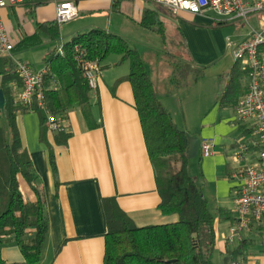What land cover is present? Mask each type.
I'll return each instance as SVG.
<instances>
[{"label":"crops","instance_id":"0c3cea01","mask_svg":"<svg viewBox=\"0 0 264 264\" xmlns=\"http://www.w3.org/2000/svg\"><path fill=\"white\" fill-rule=\"evenodd\" d=\"M64 1L74 2L78 15L59 24V38L14 52V56L18 55L15 60H25L33 67L41 68L47 55L59 50L74 37L95 28L107 30L124 38L131 48L139 52L159 99L176 123L171 113V108L179 105L176 101L179 86L173 80L174 72L155 73L156 69L145 59L146 56L149 60L156 53V60L175 62L176 66L181 59L167 51L169 32L176 29L179 42L186 49L184 55L188 63L204 71L195 82L208 85L216 104L212 117L202 119L200 130L193 129L188 122L181 129L199 137L200 145L205 138L214 136V153L208 157L201 155L203 166L216 167L220 179L224 173L230 174L231 165L224 161L223 155L232 152L240 138L236 134L242 135V129L239 127L237 132L229 129L225 116L230 112L236 120L235 107L221 102L236 62L233 54L229 55L225 43L223 45L219 40V31L227 25H243L221 23V17L213 11L204 15L184 11L175 13L157 0H24L1 10L3 23L13 43L16 45L39 31L47 37L48 29L39 30L38 26L55 22L57 7ZM241 29L237 33L240 40L247 33ZM101 66L98 86L90 91L95 127H89L81 107L75 104L62 116L59 115L64 132L70 134L66 143H57L58 131L50 130L44 142L40 138L37 112L18 113L16 117L22 144L31 156L37 175L36 184L45 198L48 230L37 264H105L108 227L104 198H115L119 207L138 227L175 223L179 219L177 214L165 215L159 209L155 168L147 150L133 88L126 80L132 71L131 62L121 61L120 55H111ZM224 76L227 80L223 84L221 79ZM54 81L59 84L53 73L47 83L49 90H52ZM21 91L22 85L13 84V96ZM50 149L55 155V173L50 163ZM196 181L199 185V180ZM201 183L208 193L200 187L209 205L210 201L214 202L230 213L231 208L224 207V197L217 189L211 188L203 172ZM26 189V200L33 201V193L27 186ZM218 219L220 222L224 218L219 216ZM218 248L222 251L224 242H218ZM1 256L8 264L25 261L14 238L3 244Z\"/></svg>","mask_w":264,"mask_h":264},{"label":"trees","instance_id":"16d2710c","mask_svg":"<svg viewBox=\"0 0 264 264\" xmlns=\"http://www.w3.org/2000/svg\"><path fill=\"white\" fill-rule=\"evenodd\" d=\"M47 28L49 35L39 32L25 37L14 45L13 53L31 48L43 41L59 38L57 20L38 26ZM80 46L89 59L100 64L111 55H120L121 61L129 60L132 71L126 77L133 88L135 106L139 113L147 150L156 173L160 195L159 209L165 215L177 214L175 223L138 227L119 207L115 198H104L107 218L105 264H216L213 256L217 250V216L190 173L187 133L178 127L171 114L159 99L155 86L145 70L139 52L131 48L121 36L101 28L92 29L64 44L65 55L58 49L44 60L50 68L46 83L53 77L59 81L57 90L45 92L46 110L16 104L13 84H22L16 64L10 67L11 58L0 53V88L6 97L4 110H0V264L4 243L14 238L19 244L25 261L21 264H37L45 244L48 220L45 215V198L37 186V175L31 156L23 146L16 117L18 113L37 112L40 118V138L46 142L49 115L60 118L71 106L78 104L89 127H95L90 104V87L73 58V48ZM182 58V57H181ZM102 68V66H101ZM203 69L192 64H179L173 75L177 85L197 79ZM245 74L236 63L225 86L221 102L235 107L245 88L241 77ZM64 126L56 134L57 143H66L70 134ZM53 172H56L55 155L49 151ZM21 179L34 195L27 201ZM219 216L232 220L231 214L219 208ZM247 240H241L239 248L230 252L224 244L222 253L237 258L243 253ZM228 263V262H227ZM229 264V263H228Z\"/></svg>","mask_w":264,"mask_h":264},{"label":"built area","instance_id":"2783aa9c","mask_svg":"<svg viewBox=\"0 0 264 264\" xmlns=\"http://www.w3.org/2000/svg\"><path fill=\"white\" fill-rule=\"evenodd\" d=\"M169 10L204 15L213 11L221 17V23H235L247 26L244 39H227V47L233 48V57L240 69L249 78V84L235 106L236 124L242 129V135L235 142L231 155V177L237 181L234 197L232 220L229 235L224 234V244L236 239H245V234L255 227H264V27H254L251 16L264 13V0H157ZM24 0H0V53L11 58L16 64L22 81V91L14 96L16 104L32 106L34 103L46 110L45 92L48 89L46 78L50 68H35L28 63L14 61V43L6 30L1 17V10L8 6L23 3ZM78 15L74 2L64 1L57 7L58 24L71 21ZM58 52L65 55L62 46ZM73 58L81 69L90 89H96L101 72V64L88 58L87 52L78 45L73 48ZM59 84L54 81L52 90ZM62 120L49 115L50 131H59ZM203 157L214 153L213 142L203 140L200 145ZM229 264H264L246 255L230 260Z\"/></svg>","mask_w":264,"mask_h":264},{"label":"rangeland","instance_id":"374dc122","mask_svg":"<svg viewBox=\"0 0 264 264\" xmlns=\"http://www.w3.org/2000/svg\"><path fill=\"white\" fill-rule=\"evenodd\" d=\"M250 23L256 27V28H262L264 27V13H258L250 17L249 19ZM243 27V28H242ZM242 28V29H241ZM239 29L243 31H248L247 26H233V25H227L222 28H220L219 31V40L221 43L225 46L228 50V53L230 56L233 54V48L227 47V39L231 38L232 41H238L240 40L239 36H237V33H239ZM176 29L173 31L169 32V38L167 40L168 45H167V51L177 55L176 58L181 59L175 66V62H170V61H160L155 59L156 58V53L152 56V58L148 57L147 59L149 64H152L153 67L156 69L155 73H164V74H169L174 72L175 67H177L179 64H188V60L185 58V47L180 44L179 38L177 37L176 34ZM239 37V38H238ZM225 41V42H224ZM181 55L182 58L179 56ZM18 55L14 56L13 54V59L17 58ZM150 59H152L150 61ZM20 61V60H18ZM24 63H26L25 60H23ZM147 64V65H149ZM33 65L37 66L38 64ZM149 68V66H148ZM150 69V68H149ZM227 80V77L224 76L221 79V83H225ZM188 81V80H187ZM183 83L181 85H178L179 88L176 89V101L178 106L176 108H171V113L179 126V128L185 127V122L189 123L193 129L200 130L202 127V119H207L208 117H212V111L214 110V107L216 104H214V96L212 95V91H210L208 85H203L202 83L195 82V80L190 79L189 82ZM193 81V82H192ZM241 81L244 86H247L249 84V78L247 75H243L241 77ZM176 104V103H175ZM174 104V105H175ZM170 107V106H169ZM213 109V110H212ZM226 119H228V127L229 129L237 130L239 129V125L236 124L235 119L232 118L230 115V112H227V115L225 116ZM238 126V127H237ZM193 131V130H191ZM199 133V132H198ZM233 134V132H232ZM231 135V134H230ZM239 134H236L237 138L240 137L238 136ZM209 140H213L214 136H211V138H205ZM214 141V140H213ZM216 145V142H214ZM231 155L232 152L228 154H224V161L227 163H231ZM204 164V158L201 156V153L199 152L197 156L194 158L190 159V173L191 175L199 180V186L203 187L201 183V178H202V172L205 175L206 180L210 183L211 188L214 190L217 189V191L220 193V196L224 197L223 201H225L224 207H228L229 209L231 208L230 214H232V210L234 208L233 206V198L235 197V190L232 189L233 187L237 186V181L232 179L231 173L223 174V178L220 179V173L217 171L216 167L212 166H203ZM21 184L23 187L24 193L27 195L28 191L26 189V184L24 183V180L21 179ZM206 191V188H204ZM207 195V191L205 192ZM208 199L210 200V196H208ZM233 206V207H232ZM210 207L213 210V212L217 216V240L219 243H223V235H229V227H230V220H224L222 219L219 222V207L216 206L214 202L210 201ZM245 239L247 240V244L244 246L243 253L240 255H246L250 256L253 258H257L259 260H264V227H255L252 231L249 233L245 234ZM225 243V242H224ZM241 245V241L236 239L234 242L228 243L227 248L230 252H233L239 248ZM224 255L221 252V249L218 248L214 252L213 259L216 264H228L232 258V256L229 254L228 259H226ZM228 262V263H227Z\"/></svg>","mask_w":264,"mask_h":264},{"label":"water","instance_id":"95a60500","mask_svg":"<svg viewBox=\"0 0 264 264\" xmlns=\"http://www.w3.org/2000/svg\"><path fill=\"white\" fill-rule=\"evenodd\" d=\"M13 66V61L10 60V67ZM6 104V97L3 89L0 88V110H4ZM189 148L187 150V155L189 159L194 158L199 153L200 140L199 137L193 136L187 133Z\"/></svg>","mask_w":264,"mask_h":264}]
</instances>
